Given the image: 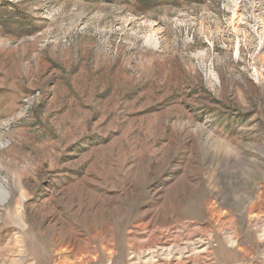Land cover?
Instances as JSON below:
<instances>
[{
	"label": "rangeland",
	"instance_id": "obj_1",
	"mask_svg": "<svg viewBox=\"0 0 264 264\" xmlns=\"http://www.w3.org/2000/svg\"><path fill=\"white\" fill-rule=\"evenodd\" d=\"M264 264V0H0V264Z\"/></svg>",
	"mask_w": 264,
	"mask_h": 264
},
{
	"label": "built area",
	"instance_id": "obj_2",
	"mask_svg": "<svg viewBox=\"0 0 264 264\" xmlns=\"http://www.w3.org/2000/svg\"><path fill=\"white\" fill-rule=\"evenodd\" d=\"M243 264H245V263H243ZM247 264V263H246Z\"/></svg>",
	"mask_w": 264,
	"mask_h": 264
}]
</instances>
